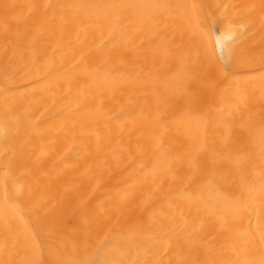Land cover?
Returning <instances> with one entry per match:
<instances>
[{"label": "bare ground", "instance_id": "bare-ground-1", "mask_svg": "<svg viewBox=\"0 0 264 264\" xmlns=\"http://www.w3.org/2000/svg\"><path fill=\"white\" fill-rule=\"evenodd\" d=\"M0 264H264V0H0Z\"/></svg>", "mask_w": 264, "mask_h": 264}, {"label": "rangeland", "instance_id": "rangeland-1", "mask_svg": "<svg viewBox=\"0 0 264 264\" xmlns=\"http://www.w3.org/2000/svg\"><path fill=\"white\" fill-rule=\"evenodd\" d=\"M206 28L211 31L210 25L209 24H205Z\"/></svg>", "mask_w": 264, "mask_h": 264}]
</instances>
